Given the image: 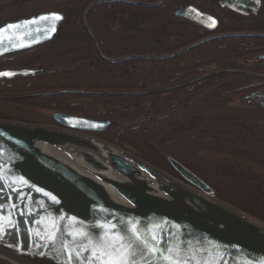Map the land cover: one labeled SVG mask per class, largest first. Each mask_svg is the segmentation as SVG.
Listing matches in <instances>:
<instances>
[{
  "label": "trees",
  "instance_id": "16d2710c",
  "mask_svg": "<svg viewBox=\"0 0 264 264\" xmlns=\"http://www.w3.org/2000/svg\"><path fill=\"white\" fill-rule=\"evenodd\" d=\"M92 1L1 3L0 23L45 10H59L64 19L51 39L1 55L0 66L12 61L44 67L29 74V83L42 85L45 90L31 93L38 92L48 107L108 119L98 131L101 137L130 146L179 176L168 159L175 158L209 184L217 199L264 221V176L218 157L264 168V104L252 92L264 89V37L217 36L167 58L109 62L82 24L81 13ZM189 2L214 13L216 27L210 30L174 14ZM259 5L245 16L220 7L217 0H164L153 7L111 1L92 7L87 24L104 54H161L215 31L264 30V0ZM24 77L0 79V92L19 101V107L30 105L20 95L28 91ZM234 96L243 100L233 103ZM25 112L0 109L4 118L27 120ZM0 264L13 263L0 255Z\"/></svg>",
  "mask_w": 264,
  "mask_h": 264
},
{
  "label": "water",
  "instance_id": "95a60500",
  "mask_svg": "<svg viewBox=\"0 0 264 264\" xmlns=\"http://www.w3.org/2000/svg\"><path fill=\"white\" fill-rule=\"evenodd\" d=\"M111 1L153 7L164 0H94L84 8L82 24L98 54L109 62L167 58L217 36L264 37V31L257 30L222 32L166 53L109 56L92 34L87 13L97 4ZM217 3L245 16L260 6V0ZM51 13H58L62 19L49 16L47 21L37 20L35 25L23 23ZM174 14L210 30L218 22L213 13L194 3L175 8ZM209 17L215 19L214 27L209 26ZM63 19L61 11L45 10L1 23L0 29L8 24L19 27L0 33V55L51 39ZM53 26L56 31L49 35ZM37 28L41 31L37 32ZM43 69L3 68L0 73L14 75L0 78ZM253 95L264 104V90ZM52 118L56 124L0 117V224L7 230L0 234V255L20 264H69L63 246L67 244L75 251L80 243L69 233L85 232L91 238L93 232L100 231L97 225L108 223L117 224L118 228L135 224L144 238L155 233L173 244L184 242L189 253H195L196 264H264V225L217 199L211 186L178 160L168 157L179 176L125 147L88 133L103 129L108 119L59 110L52 112ZM13 189H19L22 196L18 198ZM13 203L16 209L12 208ZM53 232L55 240L50 242L47 237ZM128 236L135 243L130 232ZM153 260L155 264H165L159 257Z\"/></svg>",
  "mask_w": 264,
  "mask_h": 264
},
{
  "label": "snow or ice",
  "instance_id": "6c2138e0",
  "mask_svg": "<svg viewBox=\"0 0 264 264\" xmlns=\"http://www.w3.org/2000/svg\"><path fill=\"white\" fill-rule=\"evenodd\" d=\"M202 15V14H201ZM49 16L54 17L57 21L62 17L58 13H51L32 20L23 21L24 24L35 25L37 20L47 21ZM211 20L210 27L216 25L214 18ZM18 24H8L5 28L0 29V33L9 29L18 28ZM41 30L37 28V32ZM44 31H49L45 29ZM56 28L53 26L50 31L54 33ZM24 47L26 45H17ZM14 73L2 72L0 76H11ZM17 192L18 198L22 196L19 189H13ZM55 200V197H52ZM12 208L16 209L15 203ZM31 214V213H29ZM3 215V208L0 206V217ZM11 223V220H9ZM55 227V226H54ZM99 232H93L91 238L88 233L80 232L76 234L69 233L73 236L74 241L78 238L80 243L76 245L75 251L69 249L65 244L62 251L67 256L69 264H155L153 257H159L165 264H196L195 253H189V249L184 242L173 244L165 240L164 236L157 237L155 233H148L147 238L142 237L135 224L130 227L118 228L117 224H99ZM6 229L0 224V234L6 233ZM147 231V230H146ZM135 237V243L129 238L128 233ZM47 239L51 242L55 240V232L50 234ZM167 245V247H164ZM186 253H189L186 255Z\"/></svg>",
  "mask_w": 264,
  "mask_h": 264
},
{
  "label": "rangeland",
  "instance_id": "374dc122",
  "mask_svg": "<svg viewBox=\"0 0 264 264\" xmlns=\"http://www.w3.org/2000/svg\"><path fill=\"white\" fill-rule=\"evenodd\" d=\"M10 0H0V4L2 3V4H5V3H7V2H9ZM145 1H148V0H145ZM196 5V4H195ZM234 31H236V30H234ZM257 31H264V30H261V29H257ZM222 32H231V31H215V32H211V33H209V34H206V36H208V35H212V34H215V33H222ZM205 36V34L204 35H202V36H200V37H198V38H202V37H206ZM262 37V36H261ZM198 38H196V40L198 39ZM192 41H194V40H192ZM192 41H190V42H192ZM107 55V54H106ZM109 56H111V55H109ZM115 56H117V55H115ZM253 57H255V56H253ZM7 63H9V65L10 66H12V65H16V63H14V62H12V61H10V62H6V64ZM18 64V63H17ZM146 63H143V62H140L139 63V65H145ZM20 65V64H19ZM4 65H2L1 64V66H0V68L1 67H3ZM7 66V65H6ZM25 66H28L29 67V63H27V65H21V68L22 67H25ZM21 81L23 82V84L22 85H24L25 83L27 84L26 86L28 87V91H24L22 94H20V95H23V97H22V99L24 98V97H28V99H29V106H23V107H19V105H18V102L19 101H17L15 98H12V96L11 97H9V96H6L7 94L5 93V92H0V109H2V110H7V111H12V110H14L15 112H17L18 110H21V111H23V112H25V110H27V112H25V113H27L29 116H27L25 119H27V121H36V122H39V123H44V124H55V121L53 120V118H52V112L54 111V108H56V110L58 109V106L57 107H48L47 106V104L48 103H45V101H44V99H43V97H41V96H39L37 93L38 92H34V93H31V90H34L35 88L36 89H38L39 91L40 90H43L44 88L42 87V85H36V86H32V85H35V82H33V84L32 83H29V81H30V79H29V74L28 75H26L23 79H21ZM4 85H6V87H9L10 88V86H9V84H7V83H4ZM40 87V88H39ZM42 87V88H41ZM9 88H7V89H9ZM12 88V87H11ZM63 88H65V87H63ZM7 89H4V90H7ZM45 90V89H44ZM264 90V89H263ZM252 92H255V91H252ZM34 94V95H33ZM37 94V95H36ZM76 97V96H75ZM55 98V97H54ZM3 99H5V100H3ZM45 99H49L48 97L47 98H45ZM233 100V103H239V102H241L243 99H239V96H234L233 98H232ZM7 100V101H6ZM60 107V106H59ZM62 111H64V112H68L67 110H65V109H61ZM68 113H71V112H68ZM0 117H3V116H1L0 115ZM91 134H93V135H96V136H99V137H101L100 135H99V132L98 131H96V132H91ZM101 138H103V139H105V140H108V139H106V138H104V137H101ZM108 141H110V140H108ZM112 142V141H111ZM113 143H115V142H113ZM115 144H117V143H115ZM119 146H122V147H125V148H127V149H129V150H131V151H133L131 148H130V146H127V145H120V144H118ZM134 152V151H133ZM134 153H136V152H134ZM137 155H139L138 153H136ZM142 157V156H141ZM218 157H220L221 159H223V160H225V161H229V162H232V163H234V164H237V165H239V166H242V167H245V168H247V169H250L252 172H254V173H257V174H260V175H263L264 176V168L262 167V166H260V165H258V164H256V163H254V162H249V161H246V160H242V159H239V158H233V157H231V156H229V155H219ZM146 159V158H145ZM150 162H152V161H150ZM225 202V201H224ZM227 203V202H226ZM239 209V208H238ZM239 210H242V209H239ZM243 212H245L244 210H242ZM246 215L247 216H249L251 219H253V220H255V221H257L258 223H261V224H263L264 225V221L263 220H261V219H259V218H257V217H255V216H253L252 214H250V213H248V212H246ZM7 259H9V258H7ZM10 260V259H9ZM11 261V260H10ZM13 264H20V263H18V262H14V261H11Z\"/></svg>",
  "mask_w": 264,
  "mask_h": 264
},
{
  "label": "flooded vegetation",
  "instance_id": "af4514ba",
  "mask_svg": "<svg viewBox=\"0 0 264 264\" xmlns=\"http://www.w3.org/2000/svg\"><path fill=\"white\" fill-rule=\"evenodd\" d=\"M14 63H16V62H14ZM18 66H19V63H18V64L16 63V65H12V66L7 65V66H3V67H18ZM3 67H1V68H3ZM1 68H0V69H1Z\"/></svg>",
  "mask_w": 264,
  "mask_h": 264
}]
</instances>
